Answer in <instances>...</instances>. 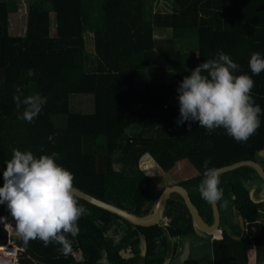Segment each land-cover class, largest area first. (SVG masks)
<instances>
[{
	"label": "trees",
	"instance_id": "16d2710c",
	"mask_svg": "<svg viewBox=\"0 0 264 264\" xmlns=\"http://www.w3.org/2000/svg\"><path fill=\"white\" fill-rule=\"evenodd\" d=\"M164 3L165 9L155 6ZM23 34L9 32V17L20 0H0V165L5 169L11 149L37 158L59 153L56 163L74 175V187L89 196L138 216L151 215L163 188L152 192L153 179L139 169L147 154L162 171L187 159L196 174L175 183L183 186L202 220L211 225V204L199 194L203 162L221 168L253 161L264 172V71L252 75L249 59L264 57V0H24ZM54 25L52 28L51 17ZM54 29L55 34L51 35ZM91 35V51L83 34ZM158 33L159 37H154ZM164 35V36H162ZM239 64L234 75L254 80L251 94L261 107L260 127L246 143L223 128L209 134L198 122L177 126V88L185 76L218 52ZM47 98L33 123L17 118L12 97ZM70 95H90L91 113H73ZM104 142V152L97 148ZM223 200L221 239L212 241L213 264H264V201L248 197L253 181H262L248 166L220 173ZM3 184L0 174V186ZM88 214L78 221L80 232L69 236L71 251L47 247L39 239L17 244L21 264H166L176 247L172 239L195 234L183 199L172 192L158 223L142 226L77 198ZM228 214L232 220L228 219ZM236 216L243 219L241 235ZM0 246L8 241L6 224L15 225L0 205ZM165 218V221H164ZM11 222V223H10ZM13 226V225H12ZM218 236V235H217ZM145 253L142 254V245ZM80 253L77 261L73 254ZM183 264H198L187 259Z\"/></svg>",
	"mask_w": 264,
	"mask_h": 264
},
{
	"label": "clouds",
	"instance_id": "9594fccd",
	"mask_svg": "<svg viewBox=\"0 0 264 264\" xmlns=\"http://www.w3.org/2000/svg\"><path fill=\"white\" fill-rule=\"evenodd\" d=\"M239 64L220 51L216 58L205 60L185 76L177 88L179 118L177 126L198 122L209 134L223 128L238 143H246L260 127L261 107L255 103L251 91L254 80L247 74L234 75ZM249 69L252 75L264 71V57L251 54ZM17 118L33 123L42 113L47 98L40 94L25 96L18 89L12 97ZM12 157L2 173L0 205H6L15 221V233L25 245L39 239L47 247L59 244L65 254L71 251L69 236L75 238L80 229L78 221L88 214L79 205L74 187V175L56 160L59 153L41 155L30 151L11 149ZM210 158L203 162V178L198 185L200 197L209 204L224 199L220 187V171L208 167ZM6 219L0 217V220Z\"/></svg>",
	"mask_w": 264,
	"mask_h": 264
},
{
	"label": "rangeland",
	"instance_id": "374dc122",
	"mask_svg": "<svg viewBox=\"0 0 264 264\" xmlns=\"http://www.w3.org/2000/svg\"><path fill=\"white\" fill-rule=\"evenodd\" d=\"M21 5L17 13L10 15L9 17V32L13 36H18L24 33L26 26V6L24 0H20ZM159 10L165 9L164 3H159L155 6ZM51 17L52 28L54 25L53 15ZM54 29L51 30V35H54ZM158 33H154V37H159ZM164 36V35H162ZM85 40V49L91 51V35L89 33L83 34ZM69 108L73 113H91L93 111V98L90 95H70L69 96ZM149 160V158L147 157ZM179 171L174 170L154 176L152 184V192L158 191L159 187L171 185L173 182L180 180L181 178H189L195 175L196 170L191 163L186 160L184 163H180ZM173 172V173H172ZM180 176V177H178ZM208 236L196 232V234L180 237L174 243L176 251L171 261L167 264H183L187 259H195L198 264H210L213 260L210 246L208 245Z\"/></svg>",
	"mask_w": 264,
	"mask_h": 264
},
{
	"label": "water",
	"instance_id": "95a60500",
	"mask_svg": "<svg viewBox=\"0 0 264 264\" xmlns=\"http://www.w3.org/2000/svg\"><path fill=\"white\" fill-rule=\"evenodd\" d=\"M259 155L261 157H264V143L262 146V149L259 152ZM240 166H248L251 167L255 173L257 174V176L264 181V172L261 168L260 165H258L257 163L253 162V161H239L236 162L234 164H231L229 166H225V167H221L218 168L220 173L223 172H227L230 171L232 169H235L237 167ZM4 171V168L0 165V174L2 175ZM76 197L79 199H82L88 203H90L93 206L99 207L103 210L106 211H110L116 215H119L123 218H125L126 220L130 221L131 223L137 224V225H142V226H149V225H153L156 224L160 221L161 219V215L162 212L165 208L166 205V200L168 198V196L172 193L175 192L177 193L181 199H183L187 209L189 210V213L191 215L192 221L194 223V228L197 231H200L201 234H206V235H211L213 236L214 234H217V232L220 231V212H219V208L217 203L216 204H211V208H212V214H213V222L211 225L207 224L206 222H204L200 216V214L198 213V210L195 208V206L193 205L191 198L189 196L188 191L180 185L177 184H171V185H167L164 186L157 198V204L155 206L154 212L151 215H147V216H138L134 213H131L121 207L118 206H113L109 203L103 202L101 200H98L96 198H93L91 196H89L88 194L76 189ZM237 222H239V226L241 229V235L239 238H235V240H241L244 237L245 234V226H244V222L242 217L238 216L237 217ZM145 253V245H142V254Z\"/></svg>",
	"mask_w": 264,
	"mask_h": 264
},
{
	"label": "crops",
	"instance_id": "0c3cea01",
	"mask_svg": "<svg viewBox=\"0 0 264 264\" xmlns=\"http://www.w3.org/2000/svg\"><path fill=\"white\" fill-rule=\"evenodd\" d=\"M96 149L99 152H101V153L104 152V150H105V148H104V142L102 143V140L101 139L98 140V142H97V148ZM147 157L149 158V160L147 159ZM186 160L187 159H185V158L184 159H181V160H178L177 162H175L174 166L170 170H168V171H162L161 168H158L154 164V162L152 161V159L147 154H145V155H143L141 157V159L139 161V169L145 175L150 176L153 179V178H156L154 176H159L161 174H166V172H169V171H172V170H174V174H175V172L176 171H179V168L181 167L180 166V163H184V161H186ZM178 177H180V176H178ZM181 179H183V178H181ZM177 181H179V180H177ZM177 181H175V182H177ZM175 182H173V183H175ZM248 197L251 198L254 202H258L259 203V202L264 201V183L261 182V181L254 180L253 181V186H252V188L250 189V191L248 193ZM237 217L238 216H236V219H237ZM228 219L229 220H232L233 218H231V215L228 214ZM10 226H12V225H10ZM196 232H199V231L195 230V234H196ZM217 235H218V232H217ZM217 235L216 234H214L213 236L207 235L208 238H209L208 239V245L209 246H211L212 241H217V240H220L221 239V236L219 237ZM175 239H172L171 241L174 243L177 240V239L176 240ZM249 257H250L249 263L250 264H256V262H255V255L254 254H251ZM210 264H213V260L211 261Z\"/></svg>",
	"mask_w": 264,
	"mask_h": 264
},
{
	"label": "built area",
	"instance_id": "2783aa9c",
	"mask_svg": "<svg viewBox=\"0 0 264 264\" xmlns=\"http://www.w3.org/2000/svg\"><path fill=\"white\" fill-rule=\"evenodd\" d=\"M6 228L8 229V241L6 245L0 246V264H21V257L24 252V249L17 244V239H19L20 237L16 235L14 225L10 226L6 224ZM218 236L219 237L221 236V231L218 232ZM263 251H264V244H263ZM73 257L77 261L81 260L80 253L73 254Z\"/></svg>",
	"mask_w": 264,
	"mask_h": 264
},
{
	"label": "bare ground",
	"instance_id": "6f19581e",
	"mask_svg": "<svg viewBox=\"0 0 264 264\" xmlns=\"http://www.w3.org/2000/svg\"><path fill=\"white\" fill-rule=\"evenodd\" d=\"M217 235V234H216Z\"/></svg>",
	"mask_w": 264,
	"mask_h": 264
}]
</instances>
